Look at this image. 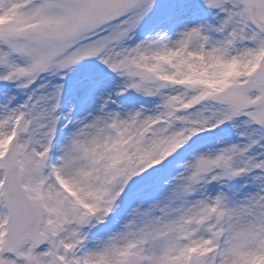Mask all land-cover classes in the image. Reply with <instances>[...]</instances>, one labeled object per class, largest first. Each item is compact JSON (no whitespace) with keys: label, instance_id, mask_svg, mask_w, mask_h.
<instances>
[{"label":"snow or ice","instance_id":"obj_1","mask_svg":"<svg viewBox=\"0 0 264 264\" xmlns=\"http://www.w3.org/2000/svg\"><path fill=\"white\" fill-rule=\"evenodd\" d=\"M0 264H264V0H0Z\"/></svg>","mask_w":264,"mask_h":264}]
</instances>
